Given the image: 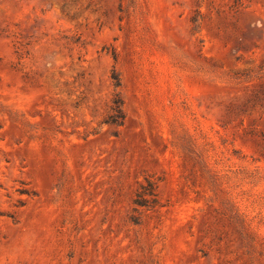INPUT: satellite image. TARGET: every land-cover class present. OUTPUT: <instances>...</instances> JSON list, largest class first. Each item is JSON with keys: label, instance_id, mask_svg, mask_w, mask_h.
Instances as JSON below:
<instances>
[{"label": "rangeland", "instance_id": "1", "mask_svg": "<svg viewBox=\"0 0 264 264\" xmlns=\"http://www.w3.org/2000/svg\"><path fill=\"white\" fill-rule=\"evenodd\" d=\"M0 264H264V0H0Z\"/></svg>", "mask_w": 264, "mask_h": 264}, {"label": "trees", "instance_id": "2", "mask_svg": "<svg viewBox=\"0 0 264 264\" xmlns=\"http://www.w3.org/2000/svg\"><path fill=\"white\" fill-rule=\"evenodd\" d=\"M116 79V83H115V86H118V81H117V78L115 77ZM117 103V109L120 110V103L119 102H116Z\"/></svg>", "mask_w": 264, "mask_h": 264}]
</instances>
